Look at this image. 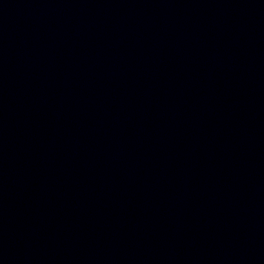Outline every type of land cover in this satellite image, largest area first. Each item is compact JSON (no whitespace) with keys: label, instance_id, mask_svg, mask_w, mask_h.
<instances>
[{"label":"water","instance_id":"95a60500","mask_svg":"<svg viewBox=\"0 0 264 264\" xmlns=\"http://www.w3.org/2000/svg\"><path fill=\"white\" fill-rule=\"evenodd\" d=\"M0 264H264V0H0Z\"/></svg>","mask_w":264,"mask_h":264}]
</instances>
